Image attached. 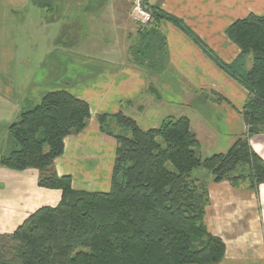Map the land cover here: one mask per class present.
I'll return each mask as SVG.
<instances>
[{
    "label": "crops",
    "instance_id": "1",
    "mask_svg": "<svg viewBox=\"0 0 264 264\" xmlns=\"http://www.w3.org/2000/svg\"><path fill=\"white\" fill-rule=\"evenodd\" d=\"M134 1L0 0V159L18 148L10 124L59 89L86 100L91 109L86 127L65 138L64 152L54 161L56 174L71 175L77 190L111 186L117 142L101 132V113L122 112L142 129L158 127L167 117H187L203 157L226 153L247 131L246 89L172 22H160L165 70L150 71L131 60L141 26ZM146 2L183 20L226 63L241 53L227 28L250 14L264 15V0ZM47 7L57 14L47 17ZM81 38L89 41L86 52L80 50ZM250 142L264 158V134ZM38 179L37 169L0 165V233H12L37 209L60 202L62 191L39 186ZM201 179L210 198L205 223L226 246L216 264H264V183L252 188L248 181L233 186Z\"/></svg>",
    "mask_w": 264,
    "mask_h": 264
},
{
    "label": "trees",
    "instance_id": "2",
    "mask_svg": "<svg viewBox=\"0 0 264 264\" xmlns=\"http://www.w3.org/2000/svg\"><path fill=\"white\" fill-rule=\"evenodd\" d=\"M148 10L151 19L139 27L131 60L150 71L165 70L160 22H172L246 89L242 116L247 131L226 153L203 157L187 117H167L158 127L142 129L122 112L101 113V132L117 142L111 186L77 190L71 175L56 174L54 161L64 152L65 138L86 127L90 105L66 89L46 93L10 124L18 148L1 157L0 165L37 169L38 185L61 190L62 198L56 206L37 209L12 233H0V264H216L224 259V241L205 223L207 183L193 172L204 168L214 182L233 186L264 183V158L250 142L264 132V15L250 14L227 28L241 53L226 63L183 20L157 6ZM113 121L118 132L110 127Z\"/></svg>",
    "mask_w": 264,
    "mask_h": 264
},
{
    "label": "rangeland",
    "instance_id": "3",
    "mask_svg": "<svg viewBox=\"0 0 264 264\" xmlns=\"http://www.w3.org/2000/svg\"><path fill=\"white\" fill-rule=\"evenodd\" d=\"M142 1V3H143V6L146 8V9H148L149 8V6H147V4H145L144 2H143V0H141ZM134 7V6H133ZM47 9H48V12H46V16L47 17H54L55 16V14H57V12H55V10H53L52 11V9L51 10H49V7H47ZM38 10H41L40 8L38 9ZM134 11V10H133ZM149 11V10H148ZM150 12V11H149ZM134 13V12H133ZM89 43V41H88V39H86V38H81L80 39V50L81 51H85L86 52V50H87V44ZM57 47H60V45L59 46H57ZM25 111V110H24ZM23 112V111H22ZM21 112V113H22ZM21 115V114H20ZM19 118H20V116H19ZM115 132H118L119 131V128L117 127V126H114V124H112V122H111V126H110ZM260 134H264V132H262V133H260ZM159 141L160 142H162V140L161 139H159ZM193 175L194 176H196V177H199V178H201V177H204V178H208V177H212L211 176V174L207 171V170H205L204 168H198V169H196L194 172H193ZM93 190H96V191H104V189H102L101 187H98V188H96V189H93Z\"/></svg>",
    "mask_w": 264,
    "mask_h": 264
},
{
    "label": "built area",
    "instance_id": "4",
    "mask_svg": "<svg viewBox=\"0 0 264 264\" xmlns=\"http://www.w3.org/2000/svg\"><path fill=\"white\" fill-rule=\"evenodd\" d=\"M134 18L141 24H146L151 19V13L143 6L141 0L134 1Z\"/></svg>",
    "mask_w": 264,
    "mask_h": 264
}]
</instances>
